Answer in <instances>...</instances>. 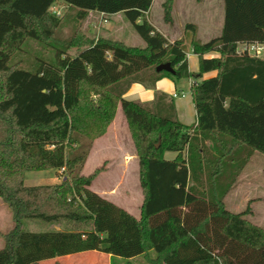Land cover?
<instances>
[{"label": "trees", "instance_id": "1", "mask_svg": "<svg viewBox=\"0 0 264 264\" xmlns=\"http://www.w3.org/2000/svg\"><path fill=\"white\" fill-rule=\"evenodd\" d=\"M152 2L0 0V200L14 223L0 233V264L86 252L127 264L138 257L147 264H264V228L247 219L251 202L237 214L223 203L252 155L264 156V56L237 53L239 44L264 45V0H222L220 34L206 43L192 24L170 43L149 23ZM174 2L161 5L167 25ZM57 3L75 10L78 21L90 13L123 15L144 47L91 40L76 30L53 47L52 60L22 68L16 57L26 40H53L60 18L50 8ZM188 48L198 58L196 74L188 70ZM211 53L217 56L206 57ZM165 63L174 75L155 72ZM162 78L193 79L194 126L178 122L173 98L163 93L146 103L123 99L133 83L153 89ZM118 106L138 159L139 220L89 190L104 165L81 175ZM167 152L177 157L167 161ZM47 170L62 171V181L24 186L27 172ZM26 219L66 222L76 231L26 233Z\"/></svg>", "mask_w": 264, "mask_h": 264}, {"label": "rangeland", "instance_id": "2", "mask_svg": "<svg viewBox=\"0 0 264 264\" xmlns=\"http://www.w3.org/2000/svg\"><path fill=\"white\" fill-rule=\"evenodd\" d=\"M161 1L163 0H154L151 8V13L149 16V23L152 24L157 29H161L162 26H165L163 24L162 15H161L162 14ZM219 1L210 0L209 3H205L206 0H204L202 4L201 3L198 4L199 6L202 5V8L204 10H209L210 14L209 15L202 14L198 17L194 15L193 17H196L195 20L185 19V17L183 16L185 6L183 5L173 6L176 12L175 13L176 24L178 26H183L188 22H193V21L194 23L196 22L197 25H199L203 29L201 31H198V35H197V39L201 43H206L211 39L218 37L220 34L219 29H220V25L222 24V18H223L222 1L221 0ZM220 6H221V11H220ZM56 8L60 12V25L54 34L53 40L48 43H40L31 40H26L22 46V50L19 52V54L16 57V61L21 60L23 62L24 65L22 66V68L28 69L29 64L35 62L37 59H45L47 61L52 60L54 55L53 47H58L63 44H66V42L70 40V38L72 37V35L76 30H79L81 33H83L87 38L91 40L107 39V40L120 42L127 47H135V48L144 47L143 41L137 35L132 25L128 23L121 14L101 18L98 13H91L87 16V18L84 21H78L76 18L75 10L70 9L68 6L62 3H57ZM208 16L210 17V20ZM105 20L107 22H105ZM208 23H211V25H213V27L212 28L210 27L209 30L205 29V27L210 26ZM167 38L169 40H172L173 38L177 39L178 35H173L171 33L167 35ZM189 50L190 49L188 48V51ZM69 55H70V51H69ZM263 56L261 55L260 58H263ZM119 108L120 106L117 107V111ZM118 115H120L119 112ZM114 120L112 121V123L114 122ZM116 126H118L119 129L120 127L122 128L120 123V117L116 122ZM123 147L125 148L124 144ZM100 165L101 164L99 163L98 159L96 160V158L93 157L89 162L88 166L85 167V169L82 171L81 175L84 177L88 176L90 173H92V171L95 168L99 167ZM246 171H248V173L252 171V173L256 175L254 177L253 183L255 184L257 189L261 191L264 190V157L260 155H255L251 160L250 164L248 165ZM247 174L244 175L245 177L244 176L242 177L243 179H245V181H243L242 179L243 183H247L246 182V178H248ZM128 177L133 178L134 181H136L134 175L128 174L127 178ZM61 181H62V174L61 172L59 173L56 170L27 172L24 176V186L26 187L56 185L59 184ZM115 183H117V181H115V179H113L112 177L111 178L99 177L94 182L92 187L93 190L102 189L103 191H109L111 189L109 191V194L116 196L117 198H120L121 196L120 189L118 185L114 186ZM131 189L132 191H129L128 195H125L123 193L122 197L118 200L120 204L123 203L124 205L127 206L128 212L132 216L138 217L139 206H140L139 193L138 190L136 192L134 188ZM249 199H250V195H246L245 197L243 191L235 192L231 194L225 201L226 209L235 214L243 212L246 206V201ZM0 205H1V209L3 210V214L1 213V218H0V233L6 234L13 228L14 224L12 222L11 213L9 209L6 207V205H4L1 202V200H0ZM254 207L257 211L255 219H259L260 221L264 222V208H263L264 206L261 205ZM21 230L23 232L33 233V234L48 233L54 231H62V232L76 231L74 226L72 225L70 226V224L66 222H62L60 224L55 225L34 219L24 220L21 225ZM3 245H4L3 240L0 238V250L3 248ZM90 254L92 253H84L83 255L80 256L76 255L73 257V260L76 259L80 261L82 260L88 261V259L91 258ZM59 260L60 261L63 260L62 261L63 264H70V262L65 263V261H67L66 258H60ZM50 262L51 261L48 260V261H43L40 264H49ZM112 264H120V263L119 261H116L114 259L112 261ZM130 264H146V263H144L142 259H136L130 261Z\"/></svg>", "mask_w": 264, "mask_h": 264}, {"label": "crops", "instance_id": "3", "mask_svg": "<svg viewBox=\"0 0 264 264\" xmlns=\"http://www.w3.org/2000/svg\"><path fill=\"white\" fill-rule=\"evenodd\" d=\"M203 1L204 0H175L174 6H177V5L185 6L184 13H183V16L185 17V19H187V20L194 19L195 20L196 17H193L194 15H196L198 17L202 14H208V15L210 14L209 10H204L202 8V5L201 6L198 5L200 3L202 4ZM209 1L210 0H206L205 3H209ZM153 2H154V0H153ZM153 2H152V4H153ZM163 2H164V0L161 1V5L163 4ZM219 3H220V1H219ZM151 8H152V5H151L150 10L147 14L148 19H149L150 13H151ZM222 10H223V6H222ZM220 11H221V6H220ZM175 13H176L175 8H173L172 13H171L172 21H173L172 25H167L163 22V24L165 26H162L161 29H157L152 24L151 25L156 29V31H158L163 37H165L170 43H172L176 40L182 39V37L184 36V27L187 24H192L195 26L196 38H197L198 31L203 30L202 27L197 25L196 22L194 23V21L188 22L183 26H178L176 24V21H175L176 20L175 19L176 18ZM220 15H221V13H220ZM178 16H179V14H178ZM209 20H210V17H209ZM208 24L210 26L205 27V29H207V30H209L210 27L211 28L213 27V25H211V23H208ZM221 26H222V24L220 25L219 30H221ZM171 33L173 35H178V38L177 39L173 38L172 40H169L167 38V35L171 34ZM206 57H208V58L216 57V54L211 53V54H208ZM186 58H187L189 72L192 74H196L198 72V58H197V56L194 55L190 49L189 51H187ZM190 62H191V64H190ZM214 75H215V73L206 74L203 76V79L211 78ZM192 83H193V79H182L180 81L174 82L168 78H162V79L155 82L153 89H147L139 83H133L132 85H130L127 92L123 95V99L126 101L146 103V102H150L153 100L155 92L163 93V94L173 98L174 107H175V114H176V118H177L178 122L184 127H191V126H194L196 123L195 109H194V105H193L191 94H190V88H191ZM174 95L176 96L175 98L173 97ZM118 112L120 113L121 116L118 115ZM119 117H120V123L122 126V128L120 127V129L118 126H116V122L118 121ZM123 144H124L125 148L123 147ZM184 155H185V153L183 152V156ZM255 155H260V156L264 157L263 155H261L259 153H254L252 155V157L248 161L247 165L245 166L243 172L239 176L238 180L236 181V183L233 185V187L230 189V191L225 196L223 203L225 206V201L227 200V198L235 192L243 191L245 194V197H246V195H250V199L246 201L245 209L248 206V203L251 202L250 208H251L252 214L250 216H248L247 219L251 223H253L254 225H257L259 227L264 228V226H263L264 222L260 221L259 219H255L257 211L254 207V206H261V205L264 206V190L261 191V190L257 189L255 184L253 183L254 177L256 175L253 174L252 171H250L249 173H248V171H246L248 165L250 164L251 160L253 159V157ZM93 157H95L96 160L98 159V161L101 165L99 167L95 168L92 171V173L96 169L101 168L103 165H104L105 171L100 173L98 175V177L92 182L91 186L89 187V190L91 192L97 194L101 198H103V199L111 202L112 204L116 205L117 207L123 209L127 213H129L127 206L124 205L123 203L120 204L118 199H120L122 197L123 193L125 195H128L129 191H132L131 188H134V190H136V192L138 190L139 199H140L139 216L138 217L133 216V217L135 219L139 220V218H140V207L142 205L143 196H142V192H141V188H140V184H139L138 159H137L135 149H134V146H133V143H132L129 131H128V127L126 125L125 118H124L123 113L121 111V108L118 109L115 120L108 127L106 134L94 141L92 149H91V151H90V153L86 159L83 170L85 169V167L88 166L89 162L91 161V159ZM176 157H177V153L167 152L164 154V159L167 161H172ZM92 173H90V174H92ZM128 174L134 175L136 181H134L133 178H129V177L127 178ZM245 174L248 175V178H246L247 183L242 182V179H243L242 177ZM99 177H106V178L112 177L113 179H115V181H117V183H115L114 186L118 185V187L120 189V193H121L120 198H117L116 196L109 194V191L111 189L109 191H103L102 189H100V190L94 189L93 190L92 186H93L94 182ZM243 181H245V179H243ZM253 184H254V186H253ZM254 194H256V195H254ZM225 209H226V206H225ZM227 211H229V210H227ZM1 213L3 214V210L1 209V205H0V218H1ZM230 213H232V212H230ZM11 219H12V217H11ZM86 253H92V254H90L91 258H89L88 261H86V260L80 261V260H76V259L73 260L74 256H76V255L80 256V255H83L84 253L76 254V255H70V256L63 257V258H66V260H67V261H65V263L70 262V264H112V261L114 260V259L110 258V256L102 254V253H98V252H86ZM59 259L60 258L50 260L51 262L49 264H54V263L63 264V262H62L63 260L60 261ZM136 259H142V258L138 257V258H135L133 260H136ZM115 260L119 261L120 264L126 263L121 259H115ZM133 260H131V261H133ZM142 261H144V263H146L144 259H142Z\"/></svg>", "mask_w": 264, "mask_h": 264}, {"label": "built area", "instance_id": "4", "mask_svg": "<svg viewBox=\"0 0 264 264\" xmlns=\"http://www.w3.org/2000/svg\"><path fill=\"white\" fill-rule=\"evenodd\" d=\"M50 12L56 18H60V12L57 10L56 4L50 8ZM99 15L101 18L107 17L106 15H104L102 13H100ZM105 22H107V21L105 20ZM237 53L247 54L248 56H251V57L260 58L261 55L263 56V54H264V45H260V44H239L237 46ZM173 97L175 98L176 96L174 95Z\"/></svg>", "mask_w": 264, "mask_h": 264}, {"label": "water", "instance_id": "5", "mask_svg": "<svg viewBox=\"0 0 264 264\" xmlns=\"http://www.w3.org/2000/svg\"><path fill=\"white\" fill-rule=\"evenodd\" d=\"M155 72L156 73H161V72H166L170 75H174V70L173 68L171 67V65L169 63H165V64H162V65H159L156 69H155ZM159 144L156 146L158 147Z\"/></svg>", "mask_w": 264, "mask_h": 264}]
</instances>
